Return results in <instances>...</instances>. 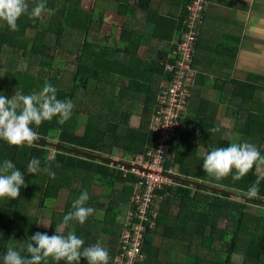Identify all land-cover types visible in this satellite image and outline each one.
I'll list each match as a JSON object with an SVG mask.
<instances>
[{
  "label": "trees",
  "instance_id": "1",
  "mask_svg": "<svg viewBox=\"0 0 264 264\" xmlns=\"http://www.w3.org/2000/svg\"><path fill=\"white\" fill-rule=\"evenodd\" d=\"M98 1L86 8L85 0H47L45 11L32 19L34 0H29V13L19 18L18 31H11L0 21V94L9 99L15 91L31 94L40 91L47 81L56 87L59 99H70L75 104L65 124L59 125L58 118H53L34 128L41 140L32 147L0 140V162L11 160L25 175L27 185L20 189L18 199H0V264L7 248L20 249L34 233L60 232L63 216L72 211V203L82 191L89 194L86 206L95 209L93 216L104 211L102 220L91 219V215L84 224L72 221L62 231L75 232L84 240V247L101 243L109 251V264H114V258L121 253V236L133 234L138 225L146 231L142 234V259L134 264H159L158 258L164 255L170 256L167 260L182 255L184 264H234L232 258L237 254H242L247 264H264V181L259 185L258 197L247 196L249 187L262 175L258 171L261 166H254L239 180H233L235 171L216 180L204 172L203 156L199 154L212 150L215 143L228 146L219 138L224 132L215 122L221 112V118L235 121V131L241 136L235 142L253 143L264 155V77L251 75L241 82L231 80L227 72L199 67L211 59L214 66L232 68L241 39L234 37L237 43L232 48L226 41L216 45L204 39L201 14L208 0H203V9L200 17L194 18L193 27L189 10L193 0H148L149 6L141 18L128 0H109L117 13L132 19L123 25L119 38L122 47L118 48L112 43L113 33L104 41L90 40L91 32L102 28L105 13L111 10L108 5L99 7ZM30 29L37 30L32 43L28 41ZM188 33L192 34L190 62L198 73L190 89L189 108L193 112L183 121V129L174 140L172 162L165 164L170 170L177 168L180 177L175 179L179 183L154 192L161 201L153 199L147 210L157 215L154 219L149 216L154 224L151 228L138 218L136 205L130 210V221L121 217L120 211L130 203L137 183L132 174L121 168L128 170L125 163L144 156L154 143L149 128L157 97L172 79L173 73L166 68L183 58L179 47ZM141 46L143 56L138 52ZM59 55L67 59L65 69L54 65ZM21 56H34L38 63L21 71ZM82 82H95L98 86L95 91L84 92L85 98L80 101ZM206 89L210 91L208 100L202 97ZM97 94L98 98L102 96L98 109L91 103ZM137 97L143 99L142 106L136 103ZM88 100L93 106L83 116L87 120L82 124L77 105L83 106L81 102ZM139 109V126L133 128L130 120ZM80 126L81 135L77 134ZM214 127L220 131L210 132ZM52 137L57 140L54 145L49 143ZM50 147L55 150L53 157ZM116 153L120 155L119 163L113 159ZM32 157L42 161L36 174L27 171ZM49 159L55 178L43 171L44 162ZM97 187L112 194L100 199ZM66 190L65 210L48 230L39 227L38 218L29 215L32 203H54ZM254 207L259 211L257 216L249 213ZM186 259L194 263L185 262ZM46 264L65 262L49 259ZM80 264H87L86 259L82 258Z\"/></svg>",
  "mask_w": 264,
  "mask_h": 264
},
{
  "label": "clouds",
  "instance_id": "2",
  "mask_svg": "<svg viewBox=\"0 0 264 264\" xmlns=\"http://www.w3.org/2000/svg\"><path fill=\"white\" fill-rule=\"evenodd\" d=\"M46 6L47 0H34L30 18H39ZM29 8V0H0V21L11 31H18L17 22L21 16L29 13ZM74 108V102L70 99H59L56 87L47 81L40 91L31 94L15 91L10 99L0 94V140L13 146L32 147L41 140L39 132L34 128L53 118H58L57 123L63 125L71 118ZM209 131L216 133L220 129L214 127ZM41 164L40 158L32 157L27 164L28 173L36 174L41 169ZM262 165L264 155H261L255 144L247 141L233 142L226 147L206 151L202 162L204 172L216 180L229 176L233 171V180H239L254 166ZM43 171L55 178L56 173L51 171L50 159L44 162ZM261 181H264V175H259L247 190L249 198L258 197ZM22 187H27L25 175L11 160L0 162V199H18ZM88 200V192L82 191L72 203V211L63 216L62 228L72 221L82 225L93 215L95 209L86 206ZM43 226L47 228L49 225ZM82 258L86 259L87 264H109L110 257L108 249L99 242L84 247V240L73 231H68L67 234L60 231L53 235L36 232L21 249L7 248L3 255V264H46L49 259L55 262L64 261L65 264H80Z\"/></svg>",
  "mask_w": 264,
  "mask_h": 264
},
{
  "label": "built area",
  "instance_id": "3",
  "mask_svg": "<svg viewBox=\"0 0 264 264\" xmlns=\"http://www.w3.org/2000/svg\"><path fill=\"white\" fill-rule=\"evenodd\" d=\"M202 9L203 0H193L190 3V27L195 25L193 24L194 18L200 17ZM191 35V33L186 34L184 42L179 47L183 54L182 60L173 67L168 66L166 68V71L173 73V75L171 81L164 86L157 97L158 103L154 108L155 112L149 128L150 133L154 136V143L144 156L135 158H139L137 159L140 161L138 165H133L134 167L131 169L129 166V170L124 169L125 172L132 174L137 179L134 193L137 190L138 199H141L138 201V205L135 203L137 198L131 200L130 210L133 209L132 205H136L138 218L141 219V222L148 223L151 228L154 224L150 222L149 216L153 218V213H148L147 210L152 204L150 202L157 198L154 192L162 190L165 186L177 185V181L173 179L172 171L166 169L165 164L172 161L173 155L170 153L174 149V140L177 139V134L183 129V121L187 117L186 110L191 98L190 89L193 88L195 82L196 74L193 72L189 57ZM128 164L130 165V162ZM140 206H145L146 209L141 212ZM147 206L149 207L147 208ZM130 214L127 218L128 221H130ZM144 231L146 229L138 225L135 226L133 234L125 233L123 237L121 236V253L117 255L119 261L114 262V264H134V262L142 259L141 244Z\"/></svg>",
  "mask_w": 264,
  "mask_h": 264
},
{
  "label": "rangeland",
  "instance_id": "4",
  "mask_svg": "<svg viewBox=\"0 0 264 264\" xmlns=\"http://www.w3.org/2000/svg\"><path fill=\"white\" fill-rule=\"evenodd\" d=\"M94 0H85L84 2V6L86 8H90L92 7V3H93ZM129 1V4L132 5L133 7H136V16H139L140 18L143 17V14H144V11L146 10V8L149 6V1L148 0H128ZM103 6H109L111 10H108L106 11L105 13V17H104V20H105V23L103 24L102 28L100 30H94L91 32L90 34V40L92 41H104L106 39L107 36H109L111 33L112 34V43L114 42L116 44V47H122V43L119 41V38H120V35H121V31L123 29V25L130 22V20H132L131 18H125L123 17L122 15H120L119 13H117L116 11V7L112 4V3H109V0H99L98 1V6L99 7H102ZM37 33V30L36 29H30L29 32H28V41L30 43H32L34 41V37ZM254 52H250L248 53L247 55L244 56V58L241 60V61H238L237 64H235V62L232 64V67L236 65V67H239V70H238V78L241 76H244L246 74V70L248 67H251L253 65H255L256 67L253 69V70H258L259 68H262V70H260V72H264V47H261V46H256L253 50ZM139 54L141 56H143L144 54V47L141 46V48L139 49ZM26 57L24 56H21L19 58L20 60V63H19V69L21 71H24L26 72L28 70L27 66L29 65H33V64H36L38 63V58H35L34 56L33 57H30L28 59H25ZM76 58V57H75ZM74 58V59H75ZM67 59L64 57V56H61L59 55V58L57 59V61L54 63L55 67H57L58 69H65V66H64V62H67L66 61ZM203 63V66L204 67H209V65H211V63H207V62H202ZM226 63H229V62H226ZM211 66H214L213 64ZM27 68V69H26ZM195 72L196 74V71H193ZM263 74V73H262ZM83 89L80 90V92L78 93V99L81 101L82 99H84L85 97L84 96V92H87V91H95L96 89V86H98V83H91V82H82L80 84ZM132 84H130L131 86ZM132 88V86H131ZM102 96L99 95V98H98V94L93 96V99H92V104L98 109V100L101 98ZM202 97L203 99H206L208 100L209 97H210V91L209 90H204L203 91V94H202ZM83 103V106H80V105H77V108L79 109V112L82 117V124L84 122H86L87 120V117L84 118L83 120V116H86L89 112V110L92 108V104L89 102H81ZM136 103H138L140 106H142V103H143V99L141 97H137V100H136ZM191 108V107H190ZM189 107H187V110H186V115L188 116V114L191 116L192 115V112L191 109ZM140 114H141V110H137L135 111V113L133 114V117L131 118L130 120V125L133 127V128H138L139 126V121H140ZM219 115L221 114V112L218 113ZM257 114V113H256ZM216 116L215 118V122H216V125L218 127H221V129H223V132L224 134H221L220 135V139L223 140L225 143H227L228 145L230 143H233L235 142V139H237V136L239 137V141L241 140V136L236 132L237 130L235 129V121L230 118V117H226L225 119L224 118H221L220 116ZM220 122V123H219ZM82 126L78 127L77 129V134L81 135L82 134ZM236 130V131H235ZM236 133V134H235ZM49 140H51L50 145H54L56 144L57 140L56 138H49ZM216 147H219V144L218 143H215V145L212 147L213 148H216ZM50 151H51V154L50 156L53 157L54 156V153H55V150L54 148H51L50 147ZM264 152V150H263ZM200 156L202 157L204 155V152H199ZM119 153H116L113 157L114 161L116 163H119L120 160V157H119ZM139 159V158H137ZM137 159H135L133 161V163L131 164L130 162V165L128 163H125V164H128L130 166V169L132 167H134L133 165H138L140 163V161H138ZM124 172V166H122L121 168ZM172 169V168H171ZM176 169V170H175ZM173 171H172V174H173V179H175V177H180L179 175V172L177 170V168H175ZM129 170V169H128ZM258 171L259 172H262L261 174L263 175L264 174V165H262L261 167L258 168ZM176 180V179H175ZM120 187V185L118 186ZM135 189V188H134ZM99 195V198L100 199H107V197L109 195L112 194V192L110 193V191L108 189H104L102 187H97L96 190H95ZM138 199V193H137V190L135 191V193L133 192V196H132V199L131 200H135V199ZM155 199V198H154ZM250 199H254V198H250ZM68 200V191H64L60 194L58 200L54 203H45L44 205H41V202L40 201H35L32 203V205L30 206V209H29V215L33 218H38V225L39 227H41L42 229L44 230H48L51 226V222L53 220H57L59 214H61L64 210H65V207H66V202ZM131 200H130V203L128 204L127 207L125 208H122L121 211H120V215L122 217L125 216V218H128L129 216V213H130V205L132 204L131 203ZM141 200V199H138L135 203L136 205H138V201ZM155 201H161V199L159 197H157L155 199ZM107 203L106 202L104 204V209L105 207L107 206ZM152 203V201L150 202ZM149 203V204H150ZM149 206H147L148 208ZM140 209H141V212H143L146 207L145 206H140ZM249 213L251 215H254V216H257L259 214V211L256 207L252 208ZM104 215V211H99L96 213L95 216L92 215L91 219H98V220H102V217ZM152 217L155 218L156 217V214H152ZM43 224H47L49 225L47 228L43 226ZM62 226V225H61ZM60 229V228H59ZM63 228L60 229V231H62ZM125 234V233H124ZM124 234L122 235V237L124 236ZM159 242V239L156 240V245L157 243ZM107 243V241L105 242ZM24 246V242L20 245V249ZM170 256H161L160 258H158V261L159 264H184V256L182 255H178L177 256H174L176 258H170V260H167L169 259ZM234 264H247L246 262V259L245 257L242 255V254H237V255H234L233 258H232ZM119 261V258L118 256L114 258V262H118ZM164 263H162V262ZM185 262H193V260L191 259H186Z\"/></svg>",
  "mask_w": 264,
  "mask_h": 264
},
{
  "label": "crops",
  "instance_id": "5",
  "mask_svg": "<svg viewBox=\"0 0 264 264\" xmlns=\"http://www.w3.org/2000/svg\"><path fill=\"white\" fill-rule=\"evenodd\" d=\"M201 15L204 39L212 44L217 45L226 41L232 48L237 43L233 38L241 39L235 64L248 53L254 52L256 46L264 47V0H208ZM207 63L212 65L211 59H208ZM211 65L204 67L203 63H200L199 67L227 72L225 74H229L231 80L241 82H246L251 75L264 77V72H260L262 68L253 70L255 65L248 67L246 74L239 78L237 74L239 67L236 65L232 68Z\"/></svg>",
  "mask_w": 264,
  "mask_h": 264
}]
</instances>
